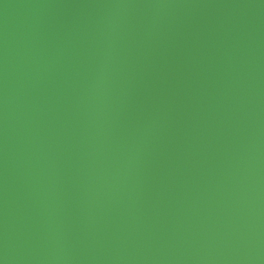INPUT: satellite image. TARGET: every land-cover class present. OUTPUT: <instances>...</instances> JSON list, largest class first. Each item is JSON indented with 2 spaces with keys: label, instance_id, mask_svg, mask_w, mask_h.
Wrapping results in <instances>:
<instances>
[{
  "label": "water",
  "instance_id": "water-1",
  "mask_svg": "<svg viewBox=\"0 0 264 264\" xmlns=\"http://www.w3.org/2000/svg\"><path fill=\"white\" fill-rule=\"evenodd\" d=\"M0 264H264V0H0Z\"/></svg>",
  "mask_w": 264,
  "mask_h": 264
}]
</instances>
